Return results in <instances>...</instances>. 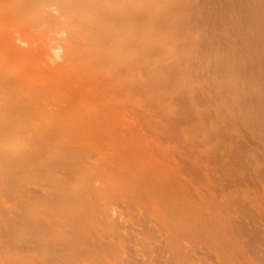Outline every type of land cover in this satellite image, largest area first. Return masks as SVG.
<instances>
[{
    "label": "rangeland",
    "instance_id": "1",
    "mask_svg": "<svg viewBox=\"0 0 264 264\" xmlns=\"http://www.w3.org/2000/svg\"><path fill=\"white\" fill-rule=\"evenodd\" d=\"M94 1L100 6L107 3L110 6L109 15L113 17L123 15L121 0ZM155 20L148 19L144 24L138 22L135 28L132 24L125 28L127 31L139 26L141 28L155 24ZM164 34L165 31L162 35ZM52 42L51 39L49 45ZM111 46L107 47L108 50L100 47H85L84 50L78 48L81 56L79 55V60L71 69L68 68L65 73L49 72L42 75L38 90L30 97L13 96L20 103L26 100L27 104L16 110L18 116H14L19 122L7 129L9 137L5 143L7 147H13L17 154L23 153L30 145L33 154L26 158L13 159L10 164L1 157L3 153L0 156V264H14L27 250L26 245L33 240L22 231L10 238L7 235L12 227L10 221L15 218L20 220L28 207L32 210L41 209L54 196L48 194L55 191L57 183L60 182L67 185L70 197L78 194L90 197V202L85 206H79L77 210L72 209L67 213L64 217L66 228L78 231L76 226L80 222L87 227L90 224L86 219L93 217L94 221L100 220L99 224L103 220L119 224L122 228L115 230V233L118 230L121 232V224L125 223L128 228L130 225V228L132 226L137 229L134 231L126 227L127 231L145 235L139 234L135 237L128 234L127 238L131 241L137 239L136 245L125 237L129 232L126 233L124 229V237L128 240L123 239V245H127L124 249L121 245L123 241L120 242L123 237L120 238L119 232V238L112 233L115 234L112 235L114 243L120 242L123 249L119 251L120 255L115 249V256L113 251L107 250L109 257L106 256V259L114 256L111 259L113 264H123V258L128 259L129 263L136 264L135 260H140L141 264H145V261L151 260V256L155 264H171L170 257V261L175 260L172 264H233L231 260L234 258L230 253H234L231 233L234 219H243L247 223L252 219L250 213L256 216L260 212L259 208L264 206V163H261L264 161V126H260L264 120V117L262 120L260 118L264 114V96L263 101L260 98L261 92L264 95V85L261 84H264V74L261 73H264V64H250V68L249 63H246L244 68L247 70L244 71L241 65H233V70L221 62L199 61L196 58L171 61L164 57L175 49L169 45L164 52L152 54L150 51V55L141 49H130V53L116 60L114 56H108V51L110 54L112 51ZM156 49L157 46L151 48L152 51ZM255 70L258 72H254ZM247 84L249 88L246 87ZM252 84L259 88L253 85L254 89ZM245 89H249L248 93ZM241 93L245 95L243 99ZM234 96H238L237 99ZM257 113L259 117L255 115ZM17 133L22 141L20 144H17ZM242 141L248 145H244ZM257 150H260L258 154ZM254 158L260 160L256 162ZM225 161L232 163L226 162L228 166L224 167ZM236 163L238 166L241 164L239 169ZM245 165L247 167L243 170ZM254 167L261 170L256 171ZM244 172L246 174L243 175ZM183 185L186 191L182 188ZM198 200H203L204 203L198 205L201 204ZM229 204H232V209ZM202 206L204 213H200ZM239 206L242 209H238ZM257 206L258 210L255 211ZM190 207L192 208L189 210ZM206 207L212 209L207 208V211ZM177 208L180 211L183 209V212ZM57 209L58 207H53L50 211ZM212 210L217 214L212 213ZM138 212L143 216L139 217L141 215ZM205 213H208V217ZM179 214L183 215L179 217ZM216 215H220L222 219L219 217V220ZM182 216L189 219L187 221L190 224L186 220L181 221ZM225 217L228 218L226 221ZM155 218L161 230L156 226L155 230L151 227L156 225L153 223ZM202 220L206 222L201 223ZM251 221L248 224L250 227ZM252 222L254 226L260 225L263 228L259 234L264 236V223L261 220ZM99 224L103 230L109 227L108 223ZM18 227H23V223ZM205 227L208 228L207 231ZM158 229L162 235L158 234L156 239H151ZM144 230H148L149 236V232L155 233L151 237L147 236L150 239H146ZM76 234L75 232L74 236ZM69 235L72 236L71 232ZM112 236L109 237L113 241ZM142 237L146 241L151 240L153 247L150 243L141 242L144 238L139 241ZM103 239L106 240L107 237ZM117 239H120L119 242ZM88 242L87 246L90 244ZM156 247L158 249L155 251ZM135 249L136 253H145L142 255L145 256L144 259L139 252L134 254ZM158 252L163 253L161 256L167 252V258L160 256L161 259L165 257L160 260ZM132 253L138 256L133 259ZM17 254L20 256L16 257ZM130 254L133 258L128 257ZM256 255L259 257L262 252L258 251Z\"/></svg>",
    "mask_w": 264,
    "mask_h": 264
},
{
    "label": "bare ground",
    "instance_id": "2",
    "mask_svg": "<svg viewBox=\"0 0 264 264\" xmlns=\"http://www.w3.org/2000/svg\"><path fill=\"white\" fill-rule=\"evenodd\" d=\"M121 2H122V8H123V15L113 17L112 15H109L108 11H109L110 6H108L107 3H103L102 6H100V4H97L96 1L94 0H0V156H1V153H3L1 157L4 158L5 162H8V164H10V162H12L13 159H21L24 157L26 158L33 154L32 148L30 147V145L26 147L23 153L17 154V151L13 147H10V146L7 147L5 143V141L9 137V135L7 134V129L12 127V125H16L19 122L17 117L14 116L18 113V112L16 113V110L17 109L20 110V107L27 104L26 100L20 103L16 99H13V96L14 95H22V96L25 95L26 97H30L33 93H35L38 90L42 75L44 74L47 75L49 72L50 73H55V72L65 73L68 70V68L71 69L72 66L75 63H77V60H79L78 59L79 55L81 56V51L78 50V48H81L82 50H84L85 47H89V48L92 47L94 49L95 48L98 49L100 47V48L108 50L107 47L113 45L111 46L112 55L108 51V56H111V57L114 56L113 58L118 60L119 58H122L128 53H130L129 51L130 49H138V50L141 49L142 51L148 52L150 55V51L152 54H156V53L159 54V53L164 52L163 50L167 47V45H169L171 47H175V49L172 51H169L168 54L164 55V57L166 59H170L171 61H179V60L196 58L199 61L221 62V63H224L229 69L231 68L233 69L234 67L232 66L235 64L239 66L241 65L242 70L246 63H249L248 66L250 68L252 67L251 65L253 64H255V66L258 65V63L262 65L264 64V0H121ZM148 19H153V20L157 19L158 21L155 20L156 21L155 24L144 25V26H141V28L139 26L136 29H131L128 31L125 28V27H128V25L130 24H132L133 27L135 28L138 25V22L139 24L141 23L144 24L145 21ZM164 31H165V34L162 35ZM51 39L53 40V42H52V45H49V41ZM156 46L158 50L156 49L155 51H152L151 48L156 47ZM148 49L149 51H147ZM246 70L247 69L244 68V71ZM256 71L258 72V70H255L254 72ZM261 73L264 74L263 72ZM242 74H244L243 71H242ZM261 84L264 85L263 83ZM253 85L255 86V84H252V86ZM246 87L249 88L248 84ZM245 90L248 93L249 89H245ZM258 91L260 93V90ZM236 93H237V90H236ZM247 93L246 95H250ZM253 94H252V97H253ZM261 94L262 92L260 93V96H261V97L259 96L260 98L264 96ZM244 96L245 95H242V99ZM252 97H250V99ZM255 101H257V99ZM262 101H263V98H262ZM250 108H252L253 109L252 111L254 112V108L251 106ZM261 112L262 111H260V113ZM247 113L249 112L247 111ZM262 113H264V111ZM257 114L255 115L259 117V113ZM263 117H264V114L261 115L260 117L261 120L263 119ZM258 120H256V122ZM258 123L259 122H257V125ZM257 125H254V126L257 127ZM260 126H264V120L260 123ZM16 135H17L16 136L17 144L22 143L19 134L17 133ZM242 143L244 142L242 141ZM248 143L249 145L251 144L250 142ZM237 145L240 147L239 144ZM244 145H248V144L244 143ZM238 146H236L237 149H238ZM250 147L252 148L251 145ZM258 147L261 148V146H258ZM243 148H239V149H243ZM256 148H257V145H256ZM237 149L235 151H238ZM263 149H264V146H263ZM254 150L253 152L255 153L256 151ZM258 151L260 150H257L256 154H258ZM250 153H252V151H250ZM256 160L257 158L255 159V161ZM226 162L227 161H225L224 164H226ZM228 162L230 163V161ZM248 162L250 161L248 160ZM261 163L263 164L264 161H262ZM235 165L238 166L239 164L236 163ZM252 165H249V166H252ZM227 166H228L227 164L226 166L224 165V167H227ZM240 166H238V169ZM245 167L247 166L245 165L243 167L244 168L243 170H245ZM263 167H262V170L264 171ZM231 168L233 167L231 166ZM254 168H252V170H254ZM227 169L229 170V168H226V170ZM249 169H251V167H249ZM259 169L261 170V168ZM259 169L255 168L256 171ZM255 170L253 172L254 174H256ZM146 172L148 171L146 170ZM245 172L243 173V175L246 174ZM143 175H140V176H143ZM170 183H173V182L170 181ZM161 185L163 184L161 183ZM66 186L67 185L62 182L57 183L55 191L48 194V195H54V196L50 198L43 205L41 209L32 210L28 207L26 208L25 212L22 213L23 215L20 218V220L19 218L18 219L15 218L10 221V223L12 224V227L9 228L8 230L9 232L7 234L10 236V238L11 237L13 238V235L15 233L22 231V233L28 234L30 236L29 239H33L30 241L31 242L30 244L26 245L27 250L25 249L26 251L25 253L21 255L22 256L21 258L18 257L19 254L16 255L18 259L13 262L14 264H113L111 259L114 258L116 253L120 255L119 251L123 250L121 245H123V243L125 242L123 241V239L125 240L128 234L130 235L131 233L134 236L142 234V236H145L143 235V233L138 234L137 231H136L137 234L136 233L133 234L132 231L130 232L127 231L125 229L127 225L125 226V223L123 224L120 223L123 226V230L121 231L123 233L122 234L123 236H122L120 230L116 231V233L114 232L115 230L122 228L119 224H116L115 222H107L104 220L99 224L100 220L94 221L93 217H91V219L89 218L86 219V221L89 222L90 224L87 227L85 226L83 222H80V224L76 226L78 231L76 229L71 230L69 228H66L67 225L66 223H64L65 222L64 217L67 215V213L72 211V209L77 210V207L85 206L86 203L90 202V197L86 195L78 194L77 196L70 197V193L68 189H66ZM182 188H184V185ZM195 189L194 191H196ZM167 192H170V191H167ZM184 195H185V192H184ZM212 197H213V194H212ZM202 201H201V204L199 203L198 205H202L204 203V202L202 203ZM212 201H213V198H212ZM196 203L197 202H195L194 204L197 205ZM245 203H246V200H245ZM191 204L193 205V203ZM222 204L223 203H221V205ZM173 205L174 204H172V206ZM195 205H194V208H196ZM231 205L232 204H229L230 207ZM220 206L219 208H221L222 210V207ZM248 206L250 205L248 204ZM53 207H58L57 211H54V212L50 211L51 208ZM192 207H190L189 210ZM240 207L241 206L237 208L239 209ZM207 208L208 207H206V210ZM261 208H259L258 210V206L256 207L255 211L257 210L260 211L259 214L256 216L250 213L253 220L250 217H248L250 218V220L247 223H245L243 219L241 220L239 218L238 220L236 218L234 219V224L232 223L234 227L233 228L230 227V230L233 229L231 233L233 235L232 241L234 245V249H233L234 253H230V254L233 255L234 260H231L229 258L231 262L233 261V264H264V236H260L259 234L260 231L262 232L263 228L259 225V227L257 226L259 228L258 229L256 226H254L252 222V221L260 222L261 220V222L264 223L262 221L264 220V213L262 214V212H264V206L262 209ZM198 209L196 210V212L198 211ZM208 209H212V208H208ZM251 209L249 208V210ZM203 210L204 209L202 206L200 213L202 212L204 213ZM181 211L183 212V209ZM193 212H195V210ZM214 212L215 211L212 210V213ZM215 213L217 214V212ZM141 214L142 213H140V215ZM197 214H199V212ZM205 214L206 216L208 215V213H205ZM226 214L227 213H225V215ZM240 214L241 213L239 212V215ZM181 215L179 214V217ZM142 216L143 215L139 217H142ZM240 216L243 217V214ZM146 217L151 220L150 216L146 215ZM245 217L246 215H244V218ZM256 217H258L257 218L258 220L256 219ZM182 218L183 216L180 218L181 221L189 220L186 218H183L182 220ZM202 219H205V218H202ZM227 219L228 218L224 220L226 221ZM203 221L204 220L200 222L202 223ZM250 221H251V227L248 226ZM156 222L158 224V221L155 218V222L153 221V223L156 224ZM187 222L188 224H190L189 221ZM200 222H197V223L200 224ZM205 222L206 221H204V223ZM21 223H23V227H18V225H20ZM97 223L99 225H102V223L103 225L108 223L109 227L106 230H103L102 227L101 226L99 227ZM141 223H143V221ZM157 224L154 226L151 225V227H154L153 228L154 230L156 228H159L161 230V228L158 227L159 225L157 226ZM226 224L228 225V223ZM128 226L130 228V225ZM146 226L148 227V224ZM201 227L203 226L201 225ZM100 229H102L103 232H101ZM124 229L126 230V233L129 232L125 236L126 238L124 237V233H125L123 232L125 231ZM134 229L136 228L135 227L132 228L131 226L130 230H134ZM159 229L156 230L157 235H155L156 233L153 232L155 233L154 236H153V233L149 232L153 237H151V235L149 236L148 230H146L147 233L144 230V234H146L145 238L150 239L149 237H151V239H154L155 237H158V234H160V232H158L160 231ZM210 231H211V228H210ZM70 232L72 236L69 235ZM75 232L77 233L76 236H74ZM117 232L120 233V236H121V237L119 236L120 238L123 237L122 240L117 239L118 242L119 240L120 242L123 241L121 245L119 244L120 242L119 243L115 242L117 243V245L114 243L115 234L117 238H119L118 237L119 233L117 235ZM202 232H203V229H202ZM112 233H115V234H112ZM164 234L165 233H163V236ZM109 236L113 237V241L111 240L112 238ZM134 236L132 237L134 238ZM103 237L104 238L107 237V239L108 238L109 239L105 240L103 239ZM143 238L144 237L140 238L139 241H141V239ZM145 238L141 242H144V244L150 243L151 240L150 241L147 240L148 241L147 242ZM127 239H130V238H127ZM136 240L131 241L130 239L129 241L134 242L136 244ZM159 240L160 239H158V241ZM87 241H89L88 243H90L88 244V246H87ZM166 243L164 244L167 245ZM152 245L150 243V246ZM258 246L260 248H258ZM261 246L263 247L261 248ZM123 247L125 249L127 245L125 246L123 245ZM37 248L40 249V252L37 251L38 250ZM156 249H158V247L155 248V251ZM107 250L110 252L113 251L112 254H114L116 251L114 256H112L113 258L111 257V259H108L109 261L106 259V256L109 255ZM117 250L119 253L117 252ZM34 251H37V252L34 254L33 253ZM136 251L137 249L133 251L135 252L134 254H138V252L141 254V256L145 254V253L143 254L140 251L136 253ZM258 251L262 252V255H260L259 257H257L256 255ZM148 253H150L151 255V252L148 251ZM132 254H130L131 256L128 255V257L133 258L134 254L133 256ZM161 254L163 253L158 252L159 257L161 256ZM137 256L138 255L134 256L133 259H135V257ZM163 256L167 258V252H166V255H163ZM226 256L228 257V254ZM142 257L144 259L145 256H142ZM161 257H160V260L162 259L164 260L165 257L162 259ZM138 258L142 259L141 257H138ZM123 259L125 260V261L122 260L123 261L122 263L124 264L127 262L128 259H125V258ZM229 259L227 260L229 261ZM129 260L132 261L131 259ZM170 260H172L171 257L169 258V263L171 264L173 261H175V260L173 261H170ZM150 261H151L150 264H155V262L154 263L152 262L154 261L153 256H151ZM150 261H145V264L146 262L147 264H149ZM138 262L141 264L142 261L140 262V260H138ZM138 262L135 260L136 264ZM127 263L134 264V263H129V261Z\"/></svg>",
    "mask_w": 264,
    "mask_h": 264
}]
</instances>
